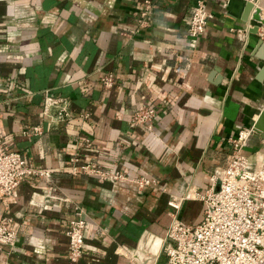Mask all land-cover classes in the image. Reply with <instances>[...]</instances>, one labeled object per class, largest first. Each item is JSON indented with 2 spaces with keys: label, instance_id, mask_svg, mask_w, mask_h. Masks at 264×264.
Masks as SVG:
<instances>
[{
  "label": "crops",
  "instance_id": "obj_1",
  "mask_svg": "<svg viewBox=\"0 0 264 264\" xmlns=\"http://www.w3.org/2000/svg\"><path fill=\"white\" fill-rule=\"evenodd\" d=\"M151 1L142 27L143 0H0V137L30 168L50 172L0 194V217L17 235L0 264H158L170 196L186 195L184 222L202 219L193 193L223 173L231 140L251 133L263 104L253 15L257 7L264 18V0H205L212 17L198 37L185 31L196 0ZM106 73L110 89L100 84ZM46 97L69 117L44 113ZM142 105L154 110L150 129L130 124ZM246 142L243 154L264 152L258 135ZM87 162L129 179L71 173ZM139 176L158 187L138 189L130 179ZM74 205L87 216L77 262L65 234Z\"/></svg>",
  "mask_w": 264,
  "mask_h": 264
},
{
  "label": "built area",
  "instance_id": "obj_2",
  "mask_svg": "<svg viewBox=\"0 0 264 264\" xmlns=\"http://www.w3.org/2000/svg\"><path fill=\"white\" fill-rule=\"evenodd\" d=\"M229 1L222 0V3L226 6ZM246 1L253 3L255 0ZM156 6L154 1L143 0L137 14L140 26L146 25L147 16ZM211 17L205 0H196L185 27L186 34L191 37L202 35ZM255 35L264 44V24L256 27ZM113 83L112 73L100 77V84L105 89H110ZM59 104V100L46 97L43 112L57 108L56 119L69 117L67 109L59 107ZM154 115L150 106L142 105L132 112L130 124L144 125L150 129ZM31 132L41 133L40 126H33ZM246 138L241 136L231 140L232 153L223 173L212 175L203 193H193L195 198L204 203L202 219L197 224H188L179 218L178 212L186 195L170 196L167 201L171 208L168 212L170 220L161 246L165 260L161 264H264V152L243 154ZM85 142L90 145L87 139ZM71 161L77 162L78 157L71 158ZM71 173H82L111 182L129 179L119 171L110 167L102 168L94 162L73 167ZM28 176L47 179L50 172L30 168L23 156L10 150L0 137V194L11 195ZM130 181L138 189L158 187L157 179L146 176L135 177ZM73 210L65 234L68 239V259L77 262L83 253L87 216L79 205H74ZM11 223L10 217H0V248L12 250L15 245L17 235L10 227Z\"/></svg>",
  "mask_w": 264,
  "mask_h": 264
},
{
  "label": "water",
  "instance_id": "obj_3",
  "mask_svg": "<svg viewBox=\"0 0 264 264\" xmlns=\"http://www.w3.org/2000/svg\"><path fill=\"white\" fill-rule=\"evenodd\" d=\"M250 4V2H248ZM255 14H257L255 17ZM259 9L256 7V10L254 11V28L259 26V24H264V18L260 17L259 15ZM263 104L258 107V112L256 114V117L254 120L251 121L250 124V131L253 132L255 135H258L260 139L264 141V98H263Z\"/></svg>",
  "mask_w": 264,
  "mask_h": 264
},
{
  "label": "rangeland",
  "instance_id": "obj_4",
  "mask_svg": "<svg viewBox=\"0 0 264 264\" xmlns=\"http://www.w3.org/2000/svg\"><path fill=\"white\" fill-rule=\"evenodd\" d=\"M135 185V184H134ZM8 248V247H7ZM2 250V248H0V251ZM8 250V249H7ZM164 260H165V256L162 254L161 255V257H160V259H159V261H158V264H161V263H163L164 262ZM147 261V260H146ZM135 264H137V263H135ZM144 264H147V262H145L144 261Z\"/></svg>",
  "mask_w": 264,
  "mask_h": 264
},
{
  "label": "bare ground",
  "instance_id": "obj_5",
  "mask_svg": "<svg viewBox=\"0 0 264 264\" xmlns=\"http://www.w3.org/2000/svg\"><path fill=\"white\" fill-rule=\"evenodd\" d=\"M253 134V132H251V133H248L245 137H248L249 135H252ZM247 141V138H246V140H245V142L244 143H247L246 142ZM150 252V251H149ZM151 253V252H150ZM145 260H146V257H145ZM143 262V261H142Z\"/></svg>",
  "mask_w": 264,
  "mask_h": 264
}]
</instances>
